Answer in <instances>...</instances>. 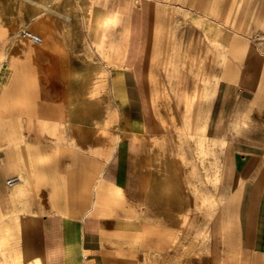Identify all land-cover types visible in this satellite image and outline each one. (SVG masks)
I'll use <instances>...</instances> for the list:
<instances>
[{"label":"crops","instance_id":"crops-1","mask_svg":"<svg viewBox=\"0 0 264 264\" xmlns=\"http://www.w3.org/2000/svg\"><path fill=\"white\" fill-rule=\"evenodd\" d=\"M245 5L247 6L245 0H236L233 6L236 12L240 13V9ZM224 7H229V5L226 6L223 4V0H208L206 6L207 13H204V15L208 18H211V16L216 18L218 16V11ZM254 9V19H256V21L258 20L256 17L259 15L264 17V0L255 3ZM245 11L247 15L248 10ZM230 14L231 11L229 8L224 17L220 20H216L217 22L215 23L218 24L217 26L222 25L225 27L226 25L229 29L232 28V30H235L234 33H220L218 36L208 38L210 44L208 53L210 64L202 66L203 74H198V79L203 80L204 88L199 101L203 103L202 107H204V111L206 109L209 112V131L212 128L214 132L215 129L220 130L224 126L231 130V128L236 125L233 117L239 113V106L251 100L248 94L251 89L248 87L232 86L233 84L230 85L227 83L223 85L221 82L222 79L226 81L245 80L244 84L253 88L255 92L254 98L250 104V109L252 110L257 107L259 110L258 112L264 109L263 75H256L259 65L252 56V53L259 52L255 44L248 39H246V42L247 40L249 41L247 44H240L237 42L241 38L237 35L238 27H235L236 30L229 21ZM112 15L113 26L111 30L122 32L127 24L125 12L120 8H116ZM212 19L213 21L215 20L214 18ZM153 24L157 25V22ZM4 29L6 28L4 27ZM176 29V26H170L166 29L167 31L164 33L166 44H164L165 42L163 43L161 40L156 41V37L160 35V32H163L161 26L159 28L157 27L155 29L156 31L158 30L157 33L154 30L149 38L150 49L148 50L146 62L143 61V56L139 54V50L141 51L139 41L134 49L136 53L133 58L129 57L130 54L127 51L124 59L125 66L123 71L121 70V81L122 83L124 82L125 93L128 99V111L131 115L139 112L136 97L138 96L139 99H141V85L145 79V83L147 84V110L145 113V120L151 119L153 121L154 128L152 132L148 131V124L146 121L141 124V130L139 132H134L125 126L120 127L125 133L115 140L114 146L111 149L109 146V136L101 139L100 142L96 141L94 136H88L85 141L81 143L78 142L76 138L67 134L65 125H57L55 119L52 121L42 120V116L38 114L40 118L29 119L30 121L28 122L34 126L31 128L32 131L36 133L31 137L32 142H28L25 136H21V134L18 136L20 140L14 142L17 133L15 134L14 131H9L11 132V134L9 133L10 135L5 133V143L0 145V226H2L0 232V264H126L125 250L121 248L120 241L116 243L115 240H112L111 244L110 236L107 234L105 227L108 220L103 218L105 212L107 213L110 206H112V194H110L111 192L109 190L110 180L108 177H104V172L108 167L110 157L116 150L117 141L121 139L131 140V142L126 144L128 150L124 147V154H122V156L125 158V163L129 161L131 164L130 168H132L131 170L137 175L138 182H140L142 177H149L148 180L155 178L158 183L166 182L167 180H171V177L173 178L174 170L178 171V175L182 177L183 182V177L189 168L188 161L190 152L188 150V145L191 141L190 137L196 136L195 131H189L187 129V123L184 121L183 115L176 105L173 92L172 80L175 77V69L169 68L172 66V61H174L180 51V45H178L179 43L175 38ZM169 35H171V37ZM8 44L3 54L5 60L0 61V75L2 74L3 68V76H6L8 73L7 70L9 71L8 57L5 55L9 49H21V51H19L25 55V42H22L23 45ZM160 45H164L166 51L170 49L169 54L166 52V54H168L167 60L170 63L168 62L169 64L165 66H159L158 62L164 56L165 51L160 53L157 50H151L154 46L158 47ZM213 53L216 56H214ZM21 59L25 61V57ZM215 62H218L216 68L213 67ZM139 66H141L144 71L147 70L148 66H152V69L157 67V70L152 74L144 72L145 74L143 73V77H139L137 73V68H139ZM172 70L173 72L171 73ZM157 72L162 75L160 81L162 89L158 91L156 89L157 86H152L155 83L154 80L156 81L157 79L156 75L158 74L160 77V74ZM9 73V78L12 80L13 77H10L12 72L9 71ZM151 76L154 77L152 78ZM163 80L165 82H163ZM179 85L180 86H177V88H185L183 84L179 83ZM152 87L154 89L153 91L151 90ZM213 88L214 92L211 90ZM167 91L170 92L169 95L172 96L171 99L162 98L163 94L167 95ZM33 94L27 95L25 93V107ZM131 94L134 97L133 101L128 98ZM15 96L20 97L19 94H16L10 89L6 96L7 104L5 103V105L0 101V120L4 119L5 122L13 120V112L18 110V108H16L17 106L15 107ZM41 96L44 106L43 110L50 109L45 101L48 100V98L43 100L45 94H41ZM170 100L173 101L171 110L173 113H176L174 116L175 118L177 116L179 120L178 122L172 121L166 128H161L160 125L162 120L166 116L165 113L168 111L166 106ZM20 101L21 98L17 100L19 105H21ZM21 107V113H23V106L21 105ZM153 109L159 114L153 118H149V111ZM228 110L229 115L226 116ZM26 111L25 108V116H23L24 114L21 115L23 121L28 119V113ZM198 111H200V108ZM203 116V114L198 113V118L196 120L199 121V117L202 118ZM131 121L137 122L136 119ZM23 125L24 123L21 126ZM263 125V122L259 125L254 124L253 120L242 121L237 126L236 130L242 134L245 133L249 136H256L258 139H263ZM38 126L43 128L36 129ZM48 126H53L54 129L59 128L61 130L57 135L55 134L49 137L45 135L46 132H51V130L47 129ZM144 127H147L146 130H143ZM175 131L177 137L174 139ZM199 135L207 136L210 144L213 146V152L211 153L210 151L208 154L209 156L213 155V162L211 160L212 163L209 162L208 167H212L213 169L212 180L219 179V183L222 184V148L223 145H225L226 152L232 153V143L225 137H210L208 135L206 119L202 121V132L200 131ZM145 139L148 143V148L145 154L139 156L138 145L141 140ZM179 140L182 150L177 152L174 150V141L178 142ZM65 142L71 146L70 150H64V148H62V144ZM12 143L15 144L14 150L13 148L11 149ZM32 143L48 145L45 151L46 154L41 156L38 160L39 166L52 164L59 159L66 161L64 167L57 166L55 169L57 175H54L53 178L56 180L55 187L58 188V190L54 191L59 192V196L55 199L53 195L52 197L46 195V192H50L46 187V180H39L37 188L31 184L33 160L30 158L29 145ZM169 144L171 145V149L168 148ZM87 151H89V154L86 153ZM197 154L198 156H205V151L202 154L200 152ZM239 155L240 158H242L240 173L246 176V185H248L247 181L252 182V192H260L261 195L263 194L261 203L259 202L256 206L260 208L259 212L262 217L260 221L264 222V155L262 158H259V155L255 152H240ZM177 162H180L179 166H177ZM243 168H245V172ZM249 170L252 171L251 175ZM17 171L21 173L20 176L14 175V172ZM64 173H66L68 177L62 176ZM118 174L123 176L124 173L119 170ZM12 175L17 176L19 182L21 177L22 183L19 186L16 187L19 182L13 186L6 184V179L10 176L13 177ZM44 175L45 174L42 176ZM159 176H165L167 179L165 181H160L158 180ZM96 180H100V182ZM184 182L187 181L184 180ZM217 186L214 187L216 188ZM100 189L107 190L109 193V196L106 197L107 199L104 200L103 204L97 201V196L100 197ZM159 192L160 190L157 187L154 199L149 203L150 206L156 207L158 205L159 196L157 194ZM35 196L38 197L34 198ZM24 197L25 199H23ZM136 201L135 202L138 203L141 202L142 199H136ZM53 202L55 203L53 204ZM98 204L102 209L97 215L94 212L97 210ZM116 204H118V207L129 206L126 204V201L123 200H119ZM113 205H115V203ZM149 205L144 207H148ZM138 206L142 207V205H136V207ZM135 217H139V215ZM167 221L170 226L173 227L174 223L171 218ZM181 222L183 224H189V217H181ZM159 230L160 231H156L157 234H163L161 232L163 229L159 228ZM181 232L184 233L183 231ZM199 234L200 232L196 235L197 242H205L206 240H199ZM167 236L169 240V237L172 235L168 234ZM185 236L188 235L184 233L183 237L187 238ZM168 240L166 242L163 241V245H166L169 242ZM180 244L181 247L184 248L182 252L188 249L183 241ZM199 248H197V251ZM252 251H259L260 255L264 257V242L260 248L255 247L254 243H244L238 248V251L234 253L237 257L236 264H246V257L249 252L251 253ZM197 255L200 257L199 253Z\"/></svg>","mask_w":264,"mask_h":264},{"label":"rangeland","instance_id":"rangeland-1","mask_svg":"<svg viewBox=\"0 0 264 264\" xmlns=\"http://www.w3.org/2000/svg\"><path fill=\"white\" fill-rule=\"evenodd\" d=\"M129 1L131 3V8L128 14L125 15L127 21L125 29L122 32H118L117 30L110 32L107 31V34H105L102 41L103 44L101 49L103 50L102 52H97L98 58H107L108 62L106 64V68L109 74L107 81L103 75H99V81L93 95L100 97L104 87H108L111 89V96L109 97L107 103H105V107H108L113 113V116L118 119L116 120L118 126H125L130 129L134 128L136 132H139L141 124L146 121L148 124V131L152 132L154 128L153 121L151 119L145 120V113L147 110V84L145 83V79L142 85L140 84L142 88L141 99H139L138 96L136 97L139 112L131 115L128 111V99L125 93L124 82L122 83L121 81L120 71H123L125 66L124 59L127 51L130 54L129 57L133 58L136 53L134 52V49L139 41L141 45V51L139 50V54L143 56V61L146 62L148 50L150 49L149 38L152 32L157 27L159 28L161 26L163 32H160V35L156 37V41L161 40L163 43L165 42L164 44H166V41L164 40V33L167 31L166 29L170 26H176L177 29L175 38L179 43L178 45H180V51L174 61H172V66L169 68L173 70L175 69V77L172 80L173 92L176 105L178 106L180 113L183 115L184 121L187 123V129L189 131H195L196 136L190 137L191 141L188 145V150L190 152V158L188 161L189 168L187 169L188 171L185 170L187 173H185L183 177L187 182H184L183 180V183L180 175H178L179 179L176 180L171 177V180H173V182L177 185L175 188L176 195L181 197V201L177 200L175 197L167 201H158V205L156 207L149 205L148 207L139 209V212L135 213L136 215H139V217H135L133 209L129 206L118 207V204L116 203L115 205L110 206L109 211L112 212V216L109 221L106 222L105 227L107 234L110 236L111 244L112 240H115L116 243L120 241V246L126 253V264H203L200 258H206L208 262L213 264L217 258L222 256H227L229 258V262L233 258L231 264H236L237 257L234 254L236 252H233L234 248L241 247L244 242H248V244L254 243L257 248L261 247V244L258 243L260 242V239L259 237H256L258 234L256 230L257 225L259 224L258 222H260L262 217L259 212L260 208L257 207L256 204L258 205L259 202L261 203L263 198V194L261 195L260 192H252V182L247 181L248 185H246V176L240 173L242 158H240L239 153L255 152L259 155V158H262L264 155V138L258 139L256 136H249L245 133L242 134L241 132H238L236 128L242 121L253 120L256 125H259L262 122L264 124V109L260 112H258L259 110L257 107L252 110L250 109V104L254 98L255 92L253 88L244 84L245 80L226 81L222 79L221 82L223 85L227 83L230 85L233 84L232 86L248 87L251 89L248 93L251 100L245 102L244 105L239 106V113L233 117L236 125L231 128V130H229V128H225L224 126L220 130L215 129V132L212 128L209 131V112L206 109L204 111V107H202L203 103H200L199 101L204 88L203 80L198 79V74H203L202 66L210 64L208 55L210 44L208 38L218 36L220 33L231 34L235 31L232 30V28L229 29L226 25L225 27L222 25L217 26L218 24L215 23L217 22L216 20L222 19L230 8L231 14L229 21L232 23L233 28L238 27V30L236 28L235 29L237 30V35L241 38L237 42L240 44H247L251 41L255 44L256 49L259 52L252 53L253 58L259 65L256 75H263L264 80V17L259 15L256 17L258 18L257 21L254 19L255 3H259L260 0H245L247 2V6L245 5L242 9H240V13L236 12L233 6L235 5L236 0H223V4L226 6L229 5V7H224L219 10L216 18L211 15V18H208L204 15V13H207L206 6L208 4V0ZM118 2L119 0L105 1L106 17L111 16L112 13L115 12V7H117ZM96 7L97 8L95 9L97 12H102V4L99 6L97 5ZM245 10H248L247 15L245 14ZM212 18L215 20L213 21ZM5 22V16L0 14V61L5 60L3 54L8 43V45H23L22 42H25V40L29 43L27 39L28 36L25 33L27 30V22L25 19L20 20L16 31L4 29ZM154 22H157V25H154ZM96 31L97 30H94L90 33V38L93 39V41H90L92 48H96V46L98 47L99 45L97 42L99 38L95 39ZM157 31L155 30L156 33ZM13 33L15 35H13ZM13 36L17 39L12 40ZM21 38H25V40H21ZM246 39L249 41L247 40L246 42ZM17 50L18 52L21 51V49ZM151 50H157L160 53L165 51L164 56L158 61L159 66H165L170 63L167 60L170 49H167L168 51H166L164 45H160L158 47L154 46ZM166 52L168 54H166ZM38 60L44 61L42 59ZM217 65L218 62H215L213 67L216 68ZM148 68L144 71L143 68L139 66V68H137L139 77H143L142 75L144 72L152 74L157 70V67L152 69V66H148ZM7 72L6 76H3L4 69L2 68V74L0 75V101L4 104L6 103V96L10 90L9 85H11V80L9 78L10 73L8 70ZM151 77L153 78L154 76ZM156 78L157 79L156 81L154 80L155 83L152 86H157L156 89L158 91L162 89V86H160L162 75L160 74L159 77L157 74ZM179 83L183 84L185 88H177V86H180ZM153 87L151 89L152 91L154 90ZM211 90L214 92V88ZM19 98V96H15L14 98L16 101H14L16 104L15 107L17 106L16 108H18V110L13 112V120L9 122H5L4 119L0 120V145L5 143V133L11 134L9 131H14L15 134L17 133V137L21 134V136H25L28 142H32L31 137L36 133H34L31 128L34 126L28 123L30 121L29 119L40 118L38 114L44 118L49 117V111L43 110L44 106L42 104V96L39 91L35 89L31 98L33 110L26 111L28 113V119L23 121L21 119L22 107L18 104L19 102H17ZM128 98L132 101L134 99L132 94L129 95ZM199 108L200 111H198ZM53 113L55 117L62 112L59 111L58 113V111H54ZM198 113L204 115L202 118L199 117V121L196 120L198 118ZM228 115L229 110L227 111L226 116ZM134 119H136L137 122L131 121ZM204 119L207 121L208 135L210 137H225L232 143L233 146V152L228 153L225 149L226 146L223 145V152L221 153L223 179L222 184L216 188L212 185V183H210L213 181V169L212 167H208V163L211 162V160L213 162V155L209 156L207 154L205 156H198L197 154L198 152L201 154L204 153V151L207 152L208 148L212 149L213 147L207 136L199 135L200 131L202 132V121ZM50 121H52V119ZM22 122L24 123L23 126H21L23 124ZM41 128L43 127L38 126L36 129ZM47 129L53 130L54 127L48 126ZM17 137L14 142H18V140H20V138L18 137L17 139ZM176 137L175 131L174 139ZM175 141L174 150L180 152L182 150L179 144L180 140L178 142ZM47 146L48 145L45 144L35 143L29 145L30 158L33 160V175L31 176V184L37 188L39 180H46V187L50 191L46 192V195L51 197L53 195L55 199L59 196V192L54 191L58 190V188L55 187L56 180L53 178L54 175H57L55 169L57 166L64 167L66 165V161L59 159L52 164L39 166L38 160L41 156L46 154L45 151L48 148ZM138 146V155L141 156L145 154L148 148L146 139L141 140ZM125 147L126 149L128 148L127 146ZM12 148L13 150L15 148V144L13 143L11 145V149ZM62 148H64V150H70L71 146L65 142L62 144ZM168 148L171 149L170 144ZM209 151L212 153L213 149ZM86 153L89 154V151ZM196 156L199 157L200 161ZM130 165L129 161H127L124 168L126 176L128 175L127 171L129 170ZM243 170L245 172V168H243ZM249 172L251 175L252 171L249 170ZM43 174L45 175L42 176ZM14 175L20 176L21 173L17 171L14 172ZM62 176L68 177L66 173ZM166 179L167 177L165 176L158 177V180L160 181H165ZM21 183L22 181L20 177V182L16 185V187ZM99 191L101 193L100 197L97 196V201L98 203L103 204L104 200L107 199L106 197L109 196V193L104 189H100ZM157 195L160 200L161 193L159 192ZM37 197L38 196H35L34 198ZM23 199H25V197ZM55 202H53V204ZM101 209L102 207L98 204L97 210L94 213L98 215ZM181 217H189L190 223L183 224L181 222ZM170 218L174 223L173 227L170 226L167 221ZM228 223H231V228L228 233V245L226 246H229L231 249H225L229 247L224 245L222 246V244H214V239H216V228L221 224ZM159 228L163 229L161 231L163 234H157L156 231H160ZM1 230L2 226H0V232ZM181 231H183L185 235H188L185 236L187 238L183 237L184 233ZM202 231L207 232L208 238L205 242L198 243L196 235L198 232ZM168 234L172 235L169 237V240L167 236ZM167 240L169 242L166 245H163V241L166 242ZM182 241L186 244V248H188L184 250V252H182L184 248H182L180 244ZM261 241L264 242V239H261ZM197 248H199L198 251ZM198 253L200 257L197 255ZM246 259V264H264V257L263 255H260L259 251L249 252Z\"/></svg>","mask_w":264,"mask_h":264},{"label":"bare ground","instance_id":"bare-ground-1","mask_svg":"<svg viewBox=\"0 0 264 264\" xmlns=\"http://www.w3.org/2000/svg\"><path fill=\"white\" fill-rule=\"evenodd\" d=\"M105 1L0 0V14L5 16L4 27L9 31H16L20 20L25 19L27 22L25 33L29 43L26 42L25 38H21V40H25V55L18 52L17 49L9 50L5 54L9 59L8 69L12 72L10 77H13L9 86L16 94L20 95V103L24 109L23 116H25V108L27 111L33 110L31 98L25 107V93L31 95L37 89L40 94H45L43 100L48 98L45 101L50 107L47 109L49 117H41L42 120L55 119L57 125H65L67 134L81 143L88 136H94V139L99 142L109 136V146L112 149L115 140L125 132L118 126L116 121L118 119L113 116L111 110L105 107V103L111 96V89L104 87L100 97L93 95L99 81V75H103L107 81L109 74L106 68L107 58L100 59L97 57V52L103 50L101 47L105 34L107 31H112L111 27L113 26V15L109 17L105 15ZM101 4L103 10L97 12L95 8ZM130 7L129 0H119L115 8H120L125 14H128ZM93 29L97 30L95 39L99 38L97 41L99 45L98 47L95 45L96 48H92L90 42L93 41L90 38ZM31 34L39 37L40 41L32 42L29 37ZM13 35L15 34L13 33ZM169 36L171 37V35ZM16 39L13 36L12 40ZM23 57H25V61L21 59ZM38 59H44V61ZM163 82L165 81L163 80ZM169 93L167 91V95L163 94L162 98L171 99L172 96ZM172 103L173 101L170 100L166 106L168 111L162 120L161 128H166L172 121L178 122L179 120L177 116L176 118L174 116L176 113L171 110ZM54 111H61L62 113L54 117ZM149 114V118H153L159 113L153 109L149 111ZM146 128L144 127L143 130ZM60 130L56 128L50 133L46 132L45 135L51 137L57 135ZM131 130L136 132L134 128ZM129 142L131 140L121 139L117 141L116 150L110 157L108 167L104 172V177H108L110 180L111 205L119 202V200L126 201V204L133 209L135 214L139 212V209L153 201L157 187L161 193L159 201H167L174 197L181 201V197L176 195L175 188L177 185L171 180L158 183L155 178L148 180L149 177H142L138 182L137 175L131 170L132 168H129L126 176L124 169L126 163L122 154H124V147ZM209 150L212 149L208 148L205 155L209 154ZM179 165L180 162H177V166ZM119 170L123 171V176L118 174ZM173 178L179 179L177 170H174ZM210 183L213 186L220 184L219 179ZM136 199H142V201L136 203ZM136 205H142V207H136ZM109 210L107 213L105 212L103 217L108 221L112 216V212ZM135 216L137 215L135 214ZM258 223L256 237H259L260 242L258 243L262 246L264 222ZM230 228L231 223L219 225L215 230L214 244L228 245ZM207 238L206 231L200 232V241L207 240ZM238 248H234L233 252H237ZM200 259L203 264H212L206 258ZM232 259L229 262L227 256H222L217 258L213 264H228V262L231 264Z\"/></svg>","mask_w":264,"mask_h":264},{"label":"built area","instance_id":"built-area-1","mask_svg":"<svg viewBox=\"0 0 264 264\" xmlns=\"http://www.w3.org/2000/svg\"><path fill=\"white\" fill-rule=\"evenodd\" d=\"M32 42H39L40 39L36 35H29ZM19 182V178L17 176L9 177L6 179V184L9 186H13Z\"/></svg>","mask_w":264,"mask_h":264}]
</instances>
